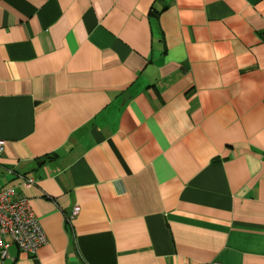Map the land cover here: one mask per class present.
Masks as SVG:
<instances>
[{
	"label": "crops",
	"instance_id": "crops-1",
	"mask_svg": "<svg viewBox=\"0 0 264 264\" xmlns=\"http://www.w3.org/2000/svg\"><path fill=\"white\" fill-rule=\"evenodd\" d=\"M0 139V264H264V0H0Z\"/></svg>",
	"mask_w": 264,
	"mask_h": 264
},
{
	"label": "built area",
	"instance_id": "built-area-1",
	"mask_svg": "<svg viewBox=\"0 0 264 264\" xmlns=\"http://www.w3.org/2000/svg\"><path fill=\"white\" fill-rule=\"evenodd\" d=\"M5 151V141L0 139V157ZM34 180L26 181L31 186ZM80 207H74L67 221L78 216ZM11 239V242L7 241ZM46 233L31 205L30 199L17 194L14 189H0V255L3 259L9 256V249L15 244L24 252L35 255L48 244Z\"/></svg>",
	"mask_w": 264,
	"mask_h": 264
}]
</instances>
